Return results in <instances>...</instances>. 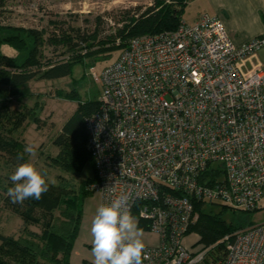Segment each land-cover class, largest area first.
<instances>
[{
    "label": "built area",
    "instance_id": "2783aa9c",
    "mask_svg": "<svg viewBox=\"0 0 264 264\" xmlns=\"http://www.w3.org/2000/svg\"><path fill=\"white\" fill-rule=\"evenodd\" d=\"M264 36L236 45L218 15L181 19L173 31L132 37L101 78L99 107L83 119L98 207L124 195L157 244L142 264H264V222L189 250L194 202L262 210ZM197 244V239L191 245Z\"/></svg>",
    "mask_w": 264,
    "mask_h": 264
},
{
    "label": "trees",
    "instance_id": "16d2710c",
    "mask_svg": "<svg viewBox=\"0 0 264 264\" xmlns=\"http://www.w3.org/2000/svg\"><path fill=\"white\" fill-rule=\"evenodd\" d=\"M3 1L0 0V7ZM187 1L153 0L151 5L144 9L141 6L122 9L121 14L118 15L119 20L115 22L120 26L99 39L97 35L100 34L101 21L96 23L97 30L93 33L80 27L59 29L58 32L49 36L48 41L54 47L60 46L65 48L66 53H71L66 60L60 62L38 60L37 38L33 30L4 26L0 22V85H2L0 99H5L8 94L25 97L29 94L27 83L36 76L38 79L48 80L68 76L72 67L84 62V58H100L115 49L121 51L132 37L175 30L182 19ZM95 45L96 48H94ZM9 50L15 51V55H8L6 52ZM67 98L72 100L76 96L71 93ZM98 107L97 100L78 103L76 110L65 121L52 141L58 148L56 155L50 158L52 164L70 174L80 175L89 161L94 174L93 164L86 149L83 119L96 111ZM24 117V112L19 111V115L15 117L13 125L6 131L5 136L0 135V150L11 154L20 163L27 162L24 144L14 138L12 133ZM18 154H23V159H18ZM94 181L95 174L85 180L76 191H67L65 187L58 188L48 183V191L39 200L28 198L23 203H19L20 207L15 209L24 222H37L34 212H39L48 220L37 241L22 236L14 238L0 233V264H68L82 212V200L91 194L88 186ZM205 205L203 202H194V212L198 214V219L196 218L188 230L198 234L197 244L205 246L213 244L237 228L250 223L245 217H240L239 220L235 218L236 210H232L235 215L233 219L226 222L224 214L229 208L214 204L220 206L219 211L215 212L207 210ZM54 211H60L59 216L52 217ZM224 254L225 244L220 243L209 252L206 259L211 264H216Z\"/></svg>",
    "mask_w": 264,
    "mask_h": 264
},
{
    "label": "rangeland",
    "instance_id": "374dc122",
    "mask_svg": "<svg viewBox=\"0 0 264 264\" xmlns=\"http://www.w3.org/2000/svg\"><path fill=\"white\" fill-rule=\"evenodd\" d=\"M152 2L153 0H4L0 7V22L4 26L33 30L37 38L38 60L60 62L66 60L71 53H66L65 48L54 47L49 43V36L58 32L57 30L80 27L93 33L97 30L96 23L101 21L100 34L97 35L99 39L120 26L115 22L119 20L118 15L121 14L122 9L135 6H141L144 9ZM6 53L15 55L13 50ZM119 53L120 49H115L100 58H84V62L72 67L70 75L62 78L48 80L38 79L36 76L27 83L29 91L27 96L21 98L8 94L5 99H0L1 137L5 136L6 131L13 125L19 111L24 112L25 117L12 133L13 137L23 142L24 150L28 146L33 147L32 154L25 152L27 162H32L41 172L46 173V181L54 187H65L67 191H76L85 180L94 175L89 161L80 175L70 174L52 164L50 158L54 157L58 151L52 141L65 121L76 110L79 102L98 99L101 83L93 78L91 70L100 79L103 69L112 64ZM0 86L2 88V85ZM71 93L76 98L72 100L67 98ZM19 164L21 163L11 154L0 150V233L14 238L22 236L37 241L48 219L39 212H34L37 222H24L15 209L20 207L19 203H13L7 195V189L14 186L10 176ZM93 193L91 192L82 200V212L68 264H93L90 232L93 219L90 212H93L95 196ZM262 206V210L246 214L235 211V218L239 220L240 217H245L250 223L264 222V202ZM205 207L215 212L220 208L219 205L210 203H207ZM59 214L60 211H54L52 217ZM234 216L232 210L227 209L224 219L229 222ZM134 217L140 224L143 223L136 216ZM197 238L199 236L196 232H188L183 238V244L189 250H197L200 244L191 245L192 240L195 241ZM142 239L144 244H152V246L157 244V238L151 232L143 230ZM200 264L211 263L205 259Z\"/></svg>",
    "mask_w": 264,
    "mask_h": 264
},
{
    "label": "clouds",
    "instance_id": "9594fccd",
    "mask_svg": "<svg viewBox=\"0 0 264 264\" xmlns=\"http://www.w3.org/2000/svg\"><path fill=\"white\" fill-rule=\"evenodd\" d=\"M24 151L32 154L33 147L28 146ZM18 159H23V154H18ZM10 180L14 186L7 189V195L13 203H23L28 198L39 200L49 187L46 173L32 162L19 164ZM90 232L93 264H142L143 230L132 215L126 196L100 205L91 221Z\"/></svg>",
    "mask_w": 264,
    "mask_h": 264
},
{
    "label": "crops",
    "instance_id": "0c3cea01",
    "mask_svg": "<svg viewBox=\"0 0 264 264\" xmlns=\"http://www.w3.org/2000/svg\"><path fill=\"white\" fill-rule=\"evenodd\" d=\"M204 12L218 15L222 19L230 39L236 45L255 36H264V0H188L183 9L182 20L191 23ZM252 61L259 62L261 69L264 70V46L256 51ZM93 194L94 208L93 212H90L92 218L99 201L97 193ZM138 226L149 232L144 222Z\"/></svg>",
    "mask_w": 264,
    "mask_h": 264
}]
</instances>
